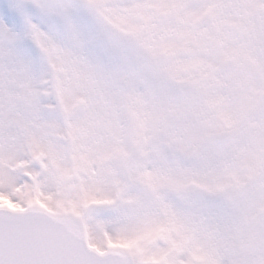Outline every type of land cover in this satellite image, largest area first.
<instances>
[{"label":"snow or ice","instance_id":"6c2138e0","mask_svg":"<svg viewBox=\"0 0 264 264\" xmlns=\"http://www.w3.org/2000/svg\"><path fill=\"white\" fill-rule=\"evenodd\" d=\"M0 264H264V0H0Z\"/></svg>","mask_w":264,"mask_h":264}]
</instances>
